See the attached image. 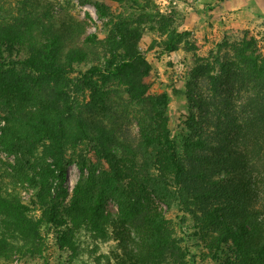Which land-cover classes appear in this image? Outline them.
Returning <instances> with one entry per match:
<instances>
[{
    "label": "trees",
    "instance_id": "obj_1",
    "mask_svg": "<svg viewBox=\"0 0 264 264\" xmlns=\"http://www.w3.org/2000/svg\"><path fill=\"white\" fill-rule=\"evenodd\" d=\"M6 1L0 151L14 165L0 175V260L40 256L47 228L66 253L60 264H193L191 238L212 260L264 264V45L243 36L231 63L197 58L183 92L190 132L180 151L169 97L151 92V66L139 49L148 29L168 53L196 50L171 14L152 0L96 1L105 37L78 44L80 31L69 46L67 28L41 20L48 15H40V0ZM119 90L126 98L109 104ZM115 107L134 118L137 135L109 125ZM81 143L95 164L80 156L88 176L65 206L67 149ZM24 185L33 190L27 202ZM173 208L175 219L167 217Z\"/></svg>",
    "mask_w": 264,
    "mask_h": 264
},
{
    "label": "rangeland",
    "instance_id": "obj_2",
    "mask_svg": "<svg viewBox=\"0 0 264 264\" xmlns=\"http://www.w3.org/2000/svg\"><path fill=\"white\" fill-rule=\"evenodd\" d=\"M96 1L102 0H40L39 13L43 15L47 11L48 16L41 19L46 25L60 30L66 28L69 30V36L72 37L71 40L69 39V46L76 45V36L80 31L83 33L77 40L78 44L89 35L102 40L106 35L105 20L97 16L93 6ZM152 1L160 13L171 14L175 18L176 25L190 32L191 40L196 47V50L192 51L183 45L178 51L168 53L157 35L148 29L145 30L139 44L140 51L144 53L151 66V92L154 94L165 92L169 97L167 112L169 129L178 150L181 151L183 140L190 132L189 107L183 92L190 81H195L192 77V68L196 65L197 58L205 60H200L199 63L218 57L222 58L225 64L231 63L234 56L232 48L243 36L254 37L258 45H264V0ZM5 2L8 3L6 0H0L1 5H6ZM11 9L15 11L16 7L12 6ZM75 76L76 70L71 74L72 78ZM125 98L126 95L121 90L111 92L108 103L111 102L116 106ZM122 111V108H112V112H116L117 115L114 113V119L109 125L116 129H127L132 135H137L138 128L134 118H131L128 112ZM66 154L72 162L67 167L63 184V188L68 193V198L62 203L65 206L69 203L75 185L88 176V169H84L82 173L79 170L80 156L86 160L88 167H93L95 164L93 154L86 144L81 143L74 148H68ZM12 165H14V158L0 151V175L12 173ZM100 169L98 168L96 174L100 172ZM21 189L23 200L29 201L33 196V190L25 185ZM162 208L166 210L164 206ZM107 211H116L115 204L111 200L107 202ZM178 213L173 208L167 212V217L175 219ZM173 223L176 224L177 221L173 220ZM42 236L40 256L19 258L12 254L9 259H1L0 264H60L63 262L66 259V253L56 245L53 231L46 228ZM187 245L192 252L193 264H225L223 258L212 260L201 255V248L195 239H189ZM103 250L101 247L98 253Z\"/></svg>",
    "mask_w": 264,
    "mask_h": 264
}]
</instances>
